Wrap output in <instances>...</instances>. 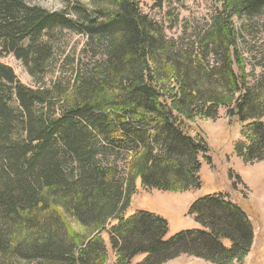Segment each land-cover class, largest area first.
<instances>
[{
    "label": "trees",
    "instance_id": "trees-1",
    "mask_svg": "<svg viewBox=\"0 0 264 264\" xmlns=\"http://www.w3.org/2000/svg\"><path fill=\"white\" fill-rule=\"evenodd\" d=\"M213 1L208 29L177 47L138 0H71L52 12L0 0V59L13 56L35 85L0 62V264H165L180 255L233 264L248 254L251 223L221 195L194 201L200 229L169 239L159 216H126L137 181L172 193L199 187L207 150L192 132L221 108L241 124L235 154L264 159V76L248 86L245 27L234 24L262 14L264 0ZM55 30L86 45L72 79L47 84Z\"/></svg>",
    "mask_w": 264,
    "mask_h": 264
},
{
    "label": "rangeland",
    "instance_id": "rangeland-1",
    "mask_svg": "<svg viewBox=\"0 0 264 264\" xmlns=\"http://www.w3.org/2000/svg\"><path fill=\"white\" fill-rule=\"evenodd\" d=\"M31 6H39L47 11H62L71 0H25ZM142 14L157 23L167 40L176 42L177 47H187L209 27L210 20L219 5L213 0H138ZM237 30L244 26L241 43L249 74L248 86L252 87L264 76V12L258 16L238 17L234 20ZM54 49L53 61L47 71L46 83L55 80L72 79L76 61L86 45L84 36L55 30L48 38ZM0 62L12 68L17 79L28 87H35L23 66L13 56L1 58ZM241 124L237 119L229 120L226 108L218 110L213 120H198L194 128L206 146V158L199 168V187L183 193L161 190H144L136 183V192L130 199L126 216L134 211L155 214L167 223L166 239L175 234L192 229H200L190 206L199 198L221 195L230 200L249 219L253 239L248 254L241 262L233 264H264V159L245 164L235 154L234 144L240 139ZM197 139H200L197 136ZM119 169L123 163L118 162ZM108 263H112L108 239L104 236ZM142 256L135 258L134 263ZM165 264H211L201 259L180 255Z\"/></svg>",
    "mask_w": 264,
    "mask_h": 264
}]
</instances>
